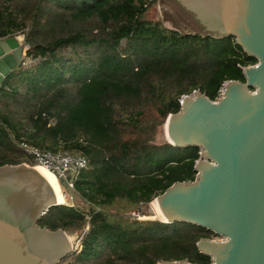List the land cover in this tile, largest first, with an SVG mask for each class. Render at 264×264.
Here are the masks:
<instances>
[{
    "label": "trees",
    "instance_id": "obj_1",
    "mask_svg": "<svg viewBox=\"0 0 264 264\" xmlns=\"http://www.w3.org/2000/svg\"><path fill=\"white\" fill-rule=\"evenodd\" d=\"M157 3L0 0V41L22 36L26 56L37 60L21 63L0 88V166L34 165L22 142L89 161L74 189L89 208L56 206L39 221L67 233L89 226L77 263L99 256L94 264H211L197 243L213 232L129 214L196 177L198 147L156 141L181 97L200 90L215 100L226 81L245 82L242 67L257 60L234 37L149 20Z\"/></svg>",
    "mask_w": 264,
    "mask_h": 264
},
{
    "label": "water",
    "instance_id": "obj_2",
    "mask_svg": "<svg viewBox=\"0 0 264 264\" xmlns=\"http://www.w3.org/2000/svg\"><path fill=\"white\" fill-rule=\"evenodd\" d=\"M163 17L182 33L234 37L257 63L242 67L245 82L226 81L215 100L200 90L183 95L166 120L165 143L198 147L200 158L193 181L176 182L155 199L162 222L213 232L197 243L211 264H264V0H164ZM25 55L17 38L0 41V88ZM56 206L49 172L0 166V264L62 263L71 249L66 233L39 226Z\"/></svg>",
    "mask_w": 264,
    "mask_h": 264
},
{
    "label": "rangeland",
    "instance_id": "obj_3",
    "mask_svg": "<svg viewBox=\"0 0 264 264\" xmlns=\"http://www.w3.org/2000/svg\"><path fill=\"white\" fill-rule=\"evenodd\" d=\"M163 1L164 0H161L159 2L161 4L157 7H154L149 12V16H147L149 20H163V24H164ZM160 12L162 14V17H160ZM164 26H166L167 28L176 30L166 24H164ZM183 34H190V33H183ZM18 40L24 47V38L20 36ZM123 46H125V43H123ZM24 61L26 63L24 68H27V67L29 68L32 65H35L37 63V60L29 58L26 55L24 56ZM55 121L56 119H53L52 123L55 124ZM164 137H165V133H164V126H163L157 135V138H156L157 143H160V144L165 143ZM61 187L66 197V203L64 206L77 208L78 210H82V211L87 210L89 208L88 203H86L83 200L81 201L78 195L75 194L74 191H72L69 185L65 186V184L63 183L61 184ZM155 201L156 200H154L150 205H144L141 209L140 208L132 209L129 214L130 218L134 220V218L139 214L140 217L138 220L140 222L162 221L160 218H157L153 213V206H154ZM136 210H139V211H136ZM88 230H89V226H87L83 232H75V233L65 232L67 236L66 240L68 241L71 249L67 252V256L64 257V260L62 261L61 264H81V263H77L76 260L83 251L82 249L83 248V236ZM102 251H106V249H103ZM97 259H99V256L89 258L88 260L83 261V264H94Z\"/></svg>",
    "mask_w": 264,
    "mask_h": 264
},
{
    "label": "built area",
    "instance_id": "obj_4",
    "mask_svg": "<svg viewBox=\"0 0 264 264\" xmlns=\"http://www.w3.org/2000/svg\"><path fill=\"white\" fill-rule=\"evenodd\" d=\"M26 49L24 48L25 51H27ZM25 64L26 63L23 61V66H25ZM20 148L30 157L34 166L39 165L50 169L58 176L61 184L64 183L65 186L69 185L72 191H74L75 183L79 179L81 173L89 167V161L78 153H53L48 150L40 149L27 142L20 143ZM139 217L138 214L135 218L139 219Z\"/></svg>",
    "mask_w": 264,
    "mask_h": 264
},
{
    "label": "bare ground",
    "instance_id": "obj_5",
    "mask_svg": "<svg viewBox=\"0 0 264 264\" xmlns=\"http://www.w3.org/2000/svg\"><path fill=\"white\" fill-rule=\"evenodd\" d=\"M165 137L168 138V134H167V130L166 129H165ZM35 169L39 170V171L49 172L50 178L54 181V183H55V185H56V187H57V189L59 191V205H65L66 197H65V195L63 193V189L61 187V182L58 179V176L53 171H51L50 169L42 167V166H39V165L35 166ZM153 213H154V215L157 218H160L162 221H165V219L161 216V214L159 212V207H158V202L157 201L154 202Z\"/></svg>",
    "mask_w": 264,
    "mask_h": 264
},
{
    "label": "crops",
    "instance_id": "obj_6",
    "mask_svg": "<svg viewBox=\"0 0 264 264\" xmlns=\"http://www.w3.org/2000/svg\"><path fill=\"white\" fill-rule=\"evenodd\" d=\"M161 0H158V3H157V6H159L161 3H159ZM156 6V7H157ZM160 17H162V14H161V12H160ZM161 21H163V20H161Z\"/></svg>",
    "mask_w": 264,
    "mask_h": 264
},
{
    "label": "flooded vegetation",
    "instance_id": "obj_7",
    "mask_svg": "<svg viewBox=\"0 0 264 264\" xmlns=\"http://www.w3.org/2000/svg\"><path fill=\"white\" fill-rule=\"evenodd\" d=\"M213 238V237H212Z\"/></svg>",
    "mask_w": 264,
    "mask_h": 264
}]
</instances>
